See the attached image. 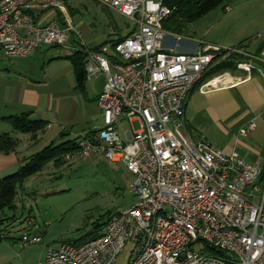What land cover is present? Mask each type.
Returning a JSON list of instances; mask_svg holds the SVG:
<instances>
[{"label":"built area","instance_id":"obj_1","mask_svg":"<svg viewBox=\"0 0 264 264\" xmlns=\"http://www.w3.org/2000/svg\"><path fill=\"white\" fill-rule=\"evenodd\" d=\"M134 26L122 41L98 48L77 44L65 0H0V50L8 58L62 46L84 56L87 79L103 74L98 96L103 123L81 135L80 155L101 151L135 175L134 204L112 215L97 237L50 247L38 264H264V166L193 137L186 106L204 75L227 57L250 73L264 64V48H224L201 42L192 53L166 45L164 23L174 9L165 0H97ZM56 20L41 23L44 13ZM128 122L123 130L122 121ZM138 125V127L135 126ZM256 127L251 121L240 130ZM40 236L23 238L25 246Z\"/></svg>","mask_w":264,"mask_h":264},{"label":"rangeland","instance_id":"obj_2","mask_svg":"<svg viewBox=\"0 0 264 264\" xmlns=\"http://www.w3.org/2000/svg\"><path fill=\"white\" fill-rule=\"evenodd\" d=\"M65 2L73 24L90 42L116 38L115 23L125 35L134 26L116 11L109 14L97 0ZM226 4L231 6L230 10H226ZM182 40L257 52L264 43V0H226L188 24ZM70 52L57 46L47 53L37 50L26 57L8 58L0 51V112H4L7 99L12 104L18 87H26L41 96L37 112L51 123L36 143L31 141V134L17 133L23 145L33 146V152L52 142L80 139L103 123L96 95L104 75L87 80L82 89L77 87L70 59L49 62L53 55ZM234 57L226 60L232 61ZM125 126L121 124L122 133ZM134 179L135 175L123 163L107 159L101 151L88 158L76 155L67 165H49L29 177L18 189L15 208L6 211L10 238L0 245V264H38L46 259L50 247L90 239L111 214L134 204ZM27 236H40L42 240L25 246L23 238ZM129 256L130 245L119 255L117 264H126Z\"/></svg>","mask_w":264,"mask_h":264},{"label":"crops","instance_id":"obj_3","mask_svg":"<svg viewBox=\"0 0 264 264\" xmlns=\"http://www.w3.org/2000/svg\"><path fill=\"white\" fill-rule=\"evenodd\" d=\"M102 7L107 10V7L103 5ZM225 8L230 10L231 6L226 4ZM56 18V13L48 12L42 14L40 22L45 24L56 20ZM113 31L115 35V28ZM129 31H131V28ZM79 33L77 44L86 43L93 48H98L111 39L108 38L100 43L90 42L81 31ZM166 45L184 53H192L199 49L197 44L183 40L177 42L172 37L166 39ZM52 48L55 47L43 45L34 52L41 50L47 53ZM65 48L71 52L64 56L53 55L49 62L58 58L70 59L73 64L72 70L75 72L77 80V72L85 71V61L81 56L77 55L78 50H73L69 47ZM258 49L256 50L257 52ZM248 50L254 52L253 50ZM87 80L90 81L92 79L86 78L84 86L82 87L78 83L77 87L85 89ZM104 82L105 78H102L96 100ZM6 102L8 104L5 105L4 112H0V133H11L20 140L16 136L19 132H15L12 126L2 118L24 112H31L33 118L47 121V128L51 125L48 119L37 112L36 107H39L42 102L38 92L28 91L26 87L23 89L18 87L15 90V98L12 104H10L11 99H7ZM186 119L188 129L193 137L203 133L213 145L223 149L225 152H236L247 162L264 166V64H255L250 73L236 69L234 66L204 78L190 95L186 106ZM253 120L256 122L255 129L246 135H241L240 130ZM122 123L126 125V129L128 122L123 120ZM32 149L33 146L31 144L23 145L20 140V145L16 152L9 154L0 153V175L4 176L18 170L25 158L35 153Z\"/></svg>","mask_w":264,"mask_h":264},{"label":"trees","instance_id":"obj_4","mask_svg":"<svg viewBox=\"0 0 264 264\" xmlns=\"http://www.w3.org/2000/svg\"><path fill=\"white\" fill-rule=\"evenodd\" d=\"M225 1L226 0H165V4L174 9V13L165 21L164 28L169 33L182 36L186 32L188 24L207 15ZM108 9L109 8H107V11L111 14L112 10ZM113 25L115 28L116 38L109 40L118 42L122 41L131 32L129 31V33L125 35L116 23ZM263 48L264 43L260 46L258 52H260ZM77 55L81 56L84 60V56L81 52H77ZM233 65L234 64L230 60L220 62L204 75L197 86L204 80V78H208L209 76L227 68H233ZM85 80L86 72L78 71L77 81L79 85L83 87ZM2 119L8 122L15 132L31 134V141L33 143H36L39 140L40 135L46 131L48 126L47 121L33 118L31 112L10 115L3 117ZM93 134H95V131L87 132L88 136H93ZM19 145L20 140L14 137L11 133H0V153L9 154L16 152ZM80 150L79 138H74L58 144L52 142L51 144L45 146L42 150L25 158L23 164L15 172L4 176L0 175V245L5 240L10 238V224L8 221L9 218L6 216V211L8 209L12 210L15 208L19 187L22 188L29 177L41 172L49 165L60 168L69 164L72 157H75L76 155L80 156ZM113 214L108 217V219L104 222V225ZM104 225L97 227V231L90 238L97 237Z\"/></svg>","mask_w":264,"mask_h":264}]
</instances>
